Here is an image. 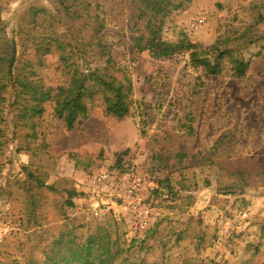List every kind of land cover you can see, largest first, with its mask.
Segmentation results:
<instances>
[{
    "label": "rangeland",
    "instance_id": "obj_1",
    "mask_svg": "<svg viewBox=\"0 0 264 264\" xmlns=\"http://www.w3.org/2000/svg\"><path fill=\"white\" fill-rule=\"evenodd\" d=\"M87 1L89 12L104 21L100 39L132 79L130 114L117 119L96 102L68 130L48 104L31 128L16 119L7 93L0 111V264L41 256L66 223L84 234L110 220L124 247L135 240L131 251L142 244L137 253L150 261L264 264V182L253 175L264 170V24L259 39L236 47L251 62L245 77L233 76L227 64L222 74L206 78L187 54L155 59L134 51L132 0ZM259 2L192 0L166 20L163 36L175 41L184 31L194 42L211 44L230 25L241 31L253 23V4ZM31 6L57 14L53 0H0V25L23 57L29 50L18 29ZM86 24L65 21L58 29L81 40L90 33ZM47 58L46 81L64 82L57 55ZM237 170L251 175L249 186L224 189L237 182L231 174ZM30 172L46 185L39 187ZM102 173L110 179L94 191L92 180ZM132 175L145 179L150 214L149 226L137 234L130 232L122 207ZM70 197L73 208L66 205Z\"/></svg>",
    "mask_w": 264,
    "mask_h": 264
},
{
    "label": "trees",
    "instance_id": "obj_2",
    "mask_svg": "<svg viewBox=\"0 0 264 264\" xmlns=\"http://www.w3.org/2000/svg\"><path fill=\"white\" fill-rule=\"evenodd\" d=\"M191 1L132 0L137 21L132 44L134 51L148 52L155 59L187 54L190 65L201 70L206 78L222 74L227 64L233 76L245 77L251 62L245 60L236 47L259 39L257 29L264 24V0L253 4V23L240 28L241 31L230 25V29L220 33L211 44L194 42L184 31L175 41L165 39L166 20L173 12L187 8ZM53 2L57 14H51L44 7L31 6L21 16L18 37L26 51L29 50L26 57L20 56L15 38H10L5 27L0 25V111L10 92V105L16 119L31 128L36 126L35 118L43 116L48 104H53L54 115L68 130L87 118L96 102L103 104L107 115L124 119L133 104V83L99 37L105 27L104 21L99 14L89 12L90 2L87 0ZM83 20L90 31L86 39L69 37L67 30L58 29L65 21L70 26H80ZM54 54L58 57L57 69L65 76L64 82L56 85L48 83L45 74L50 66L47 57ZM3 135L0 127V137ZM3 143L0 139V147ZM240 171H231L238 180L224 189L249 186L251 175ZM29 175L39 187L46 185L34 173ZM253 175L264 182V170ZM48 188L56 189L53 186ZM72 191L76 193L75 189ZM66 205L75 207L73 197L68 198ZM134 245L135 240L129 247H124L114 220L88 227L84 234L78 232V225L69 222L43 247L41 256L32 257L23 264H166L138 254L142 244L132 252ZM6 264L20 263L11 261Z\"/></svg>",
    "mask_w": 264,
    "mask_h": 264
},
{
    "label": "built area",
    "instance_id": "obj_3",
    "mask_svg": "<svg viewBox=\"0 0 264 264\" xmlns=\"http://www.w3.org/2000/svg\"><path fill=\"white\" fill-rule=\"evenodd\" d=\"M110 177L107 173H102L94 176L92 182L94 191L101 185H105L109 181ZM145 179L132 175L122 196V207L125 215H129V227L130 232L137 234L144 231L150 224L149 210L144 203L143 191H144ZM96 214L99 212L97 208L93 206Z\"/></svg>",
    "mask_w": 264,
    "mask_h": 264
}]
</instances>
